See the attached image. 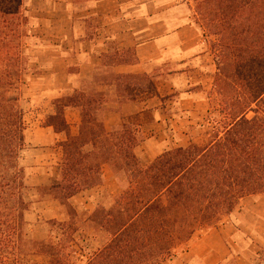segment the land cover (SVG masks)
<instances>
[{
  "label": "trees",
  "instance_id": "1",
  "mask_svg": "<svg viewBox=\"0 0 264 264\" xmlns=\"http://www.w3.org/2000/svg\"><path fill=\"white\" fill-rule=\"evenodd\" d=\"M195 1L200 20L219 37L215 90L224 117L211 139L170 149L143 166L134 152L138 130L106 131L95 116L101 99L82 93L58 101L46 125L67 131L65 106L82 109V124L62 142L61 174L50 186L70 209L69 219L48 221L45 240L34 238L28 219L20 164L25 110L21 96L11 94L38 73L29 52L38 41L25 0L0 1V264H31L26 258L35 255L47 257L46 264H163L244 197L264 194V0ZM106 165L122 171L126 183L109 207L80 213L70 199L102 184ZM78 235L88 241L87 254Z\"/></svg>",
  "mask_w": 264,
  "mask_h": 264
},
{
  "label": "crops",
  "instance_id": "2",
  "mask_svg": "<svg viewBox=\"0 0 264 264\" xmlns=\"http://www.w3.org/2000/svg\"><path fill=\"white\" fill-rule=\"evenodd\" d=\"M25 3L38 41L31 47L39 68L32 77L43 86L32 101L39 104L29 112L21 154L28 187H50L60 177L61 144L79 134L82 109L64 107L67 131L44 122L56 115L58 101L82 93L102 100L95 116L106 131L138 130L141 141L134 152L143 166L170 149L201 143L211 126L218 67L209 36L182 0ZM102 180L70 201L92 213L102 193L121 192L108 165ZM35 204H42L46 219L65 217L60 203ZM163 264H264V194L244 197L230 216L198 230Z\"/></svg>",
  "mask_w": 264,
  "mask_h": 264
},
{
  "label": "rangeland",
  "instance_id": "3",
  "mask_svg": "<svg viewBox=\"0 0 264 264\" xmlns=\"http://www.w3.org/2000/svg\"><path fill=\"white\" fill-rule=\"evenodd\" d=\"M0 1L1 2H3V1L7 2L9 0H0ZM182 2L184 4L188 5V7H189V9L191 11V14H192V19L197 24H199L200 27L203 29V31L206 33V35L209 36L212 48L215 51V55H217L216 53H217V48H218L217 45H218L219 37L216 36V35H213V33L210 32L209 29H207L206 26L203 24V22L200 20V16L197 14V3H196V1L195 0H182ZM32 51H33L32 48H30L29 52L32 55H34ZM32 66L35 67L37 70L39 69L38 67L34 66V62L32 63ZM29 76H25L23 78L22 83H19L16 86L17 88L13 89L12 93H11L12 95L15 94V95H18V96L20 95L21 96V104H22V106H23V108L25 110V122H26V125L28 124V121H29V119L32 116V115H29V112H31L34 109H36L38 107V104H39L38 100H34V101H36V103L32 102L33 99H34V96L36 95V97L39 96V98H40L41 94L43 92L42 91V87L43 86L40 83V81L35 80V78L32 77V74H30ZM13 92H14V94H13ZM214 95H215L214 105L212 106L211 115H210L211 126L207 127V131L204 132V134L202 135V138L200 140L201 143H197V144L207 143L211 139L212 127L214 126L215 122L223 119V117H224V114L221 112V107L219 106L220 97H219V95L217 94L216 91H215ZM251 115H253V113H251ZM47 122H49V119H47L44 123H47ZM21 154H22V152H21ZM22 163H23V161L20 159V164L22 165ZM113 171L117 174L118 179L120 180L122 185H124L126 183L125 174L122 171L120 172V171L114 170V169H113ZM27 174H28V172H26V176H27ZM58 180H59V178H57L54 181H52L51 185L54 182H56V181L58 182ZM53 194H54V192L50 189V187H39L37 189H32V187H28L27 186L26 197H27L28 201L31 202V210H30V213L28 214V219L34 224L33 233L32 234H33V236H34V238L36 240H45L47 238V229L49 228V225L47 224L48 221L58 220V219H46L45 216H41L42 215L41 214L42 213L41 209L43 208V206H42V204H40V205L38 204V206H37L35 204V202L42 201V202H44V204L46 206L48 204H50V206H53V205L57 204L56 206H58V203H60V201H56L55 203L52 202V197L54 198ZM112 197H115V196H112ZM112 197H110V195L107 194V192L102 193V195L99 198V203L97 205V208H98V206H107V207H109L113 203ZM60 205H61L62 211L65 214V217H64V219H60L58 221H67L69 219V210L70 209L68 208V206L66 204H61L60 203ZM78 210L80 211V213H82L83 208H78ZM230 215H224L221 220L225 219L226 217H228ZM204 228H208V227H204ZM77 238H78L79 247L80 248H84L85 251H86L85 254H87V251H88L89 248H85V246L88 243V241L85 240V239H81V236H79V235H78ZM186 244L179 246L176 249L175 253L178 250L184 248V246ZM79 253H80V250H79ZM26 259L31 264H46L47 263V257H45V256H39V255L28 256Z\"/></svg>",
  "mask_w": 264,
  "mask_h": 264
}]
</instances>
